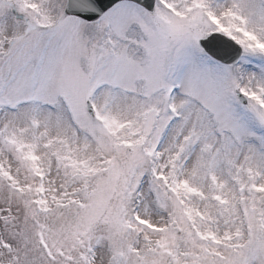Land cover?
<instances>
[{"label": "snow or ice", "instance_id": "obj_1", "mask_svg": "<svg viewBox=\"0 0 264 264\" xmlns=\"http://www.w3.org/2000/svg\"><path fill=\"white\" fill-rule=\"evenodd\" d=\"M0 264H264V0H0Z\"/></svg>", "mask_w": 264, "mask_h": 264}]
</instances>
